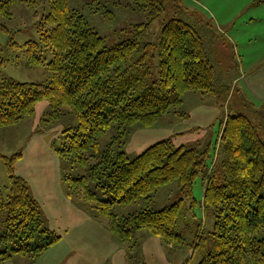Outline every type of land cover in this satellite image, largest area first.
Instances as JSON below:
<instances>
[{
  "label": "trees",
  "instance_id": "16d2710c",
  "mask_svg": "<svg viewBox=\"0 0 264 264\" xmlns=\"http://www.w3.org/2000/svg\"><path fill=\"white\" fill-rule=\"evenodd\" d=\"M17 1L35 3V0H4L0 10L6 11ZM164 2L103 0L101 5L145 12L146 22L140 25L143 31L165 10ZM107 13L113 17L112 12ZM25 45L29 66L43 65L42 52L48 49L51 59L46 67L50 81L47 84L2 81L0 129L31 116L37 103L47 100L50 106L47 123L77 121L70 128L68 144L56 149L57 155L71 165L86 166L88 158L98 151V138L114 128L113 142L90 168V180L66 178L67 197H83L95 203L94 209L108 222L109 233L122 243L132 242V230L146 229L167 245H182L183 238L174 231L178 203L123 219L112 213V207L140 200L150 202L156 190L173 180L190 194L198 173L204 172L205 153L175 148L171 140L148 147L133 160H128L123 152L114 154V150L123 144L129 127L153 126L171 108L181 105L183 94L215 92L216 72L197 27L181 19L169 20L162 27L157 44L146 45V49L158 52L157 82L151 87L147 85L135 97L119 93L106 111L104 105L109 102L104 98L120 76L122 64L133 59L138 40H124L105 48L102 38L77 10L69 7L67 0H49V11L42 18L38 40ZM113 73H116L114 77ZM220 141L223 157L221 160L217 157L209 174H204L207 181L203 207L214 211L212 243L203 250L198 264H264V237H258L264 233V140L245 115L231 113L223 124ZM20 155L2 157L8 186L4 192L0 191V216L4 225L0 233V247H4L0 251V264L15 260L14 257L33 262L59 240L47 230H40V214L28 194V184L14 176L13 165ZM95 189L110 199L99 200ZM36 235L38 243L28 244Z\"/></svg>",
  "mask_w": 264,
  "mask_h": 264
},
{
  "label": "rangeland",
  "instance_id": "374dc122",
  "mask_svg": "<svg viewBox=\"0 0 264 264\" xmlns=\"http://www.w3.org/2000/svg\"><path fill=\"white\" fill-rule=\"evenodd\" d=\"M101 2L103 0H67L69 7L77 10L102 38L105 48L124 40L136 39L139 42L133 59L122 64L120 76L104 98L109 102L104 105L105 111L119 93L135 97L147 85L151 87L157 82L158 52L146 49V45L157 44L162 27L171 19H181L197 27L214 66V93L183 94L181 105L171 108L153 126L129 127L123 144L114 150V154L123 152L128 160H133L148 147L171 140L175 148L205 153L204 172L198 173L190 194L180 188L177 180H173L156 190L150 202L140 200L127 206L114 204L112 207V213L123 219L144 210L159 211L178 203L174 231L183 238V243L174 247L167 245L146 229L132 230V242L122 243L109 233L108 222L94 209L95 203H89L83 197H67L66 178L86 177L90 180V168L113 142L116 132L111 128L98 138V151L88 158L86 166L71 165L59 158L56 149L68 144L70 128L75 127L77 121L47 123L50 106L47 100H43L37 103L31 116L0 129V191L4 192L8 186L2 157L21 154L13 165L14 176L28 184V194L37 204L40 214V230H47L59 240L33 262H28L25 257H14L15 260L4 264H198L203 250L209 249L212 243L214 211L203 207L207 181L204 174H209L217 157L222 159L220 133L223 124L237 104L241 105L240 86H235L233 79L243 71L240 69L239 52L234 50L226 33L231 31L237 37L243 36L240 48L249 46L253 51L264 44V0H165V10L143 31L140 25L146 22L145 12L105 8ZM3 3L4 0H0V6ZM48 11L49 0H35V3L17 1L6 11L0 10V83L13 80L47 84L50 81L46 67L51 59L48 49L42 52L43 65L29 66L25 55V43L38 40L42 18ZM108 11L113 13L112 18ZM232 24L234 28L230 30ZM256 28L259 35L255 33ZM244 66H248L245 60ZM115 75L113 73L112 77ZM239 109L247 116L245 107ZM95 193L101 201L110 199L97 189ZM3 230V217L0 216V233ZM258 237H264V233ZM38 241L36 235L28 244L34 246ZM2 250L4 247H0Z\"/></svg>",
  "mask_w": 264,
  "mask_h": 264
},
{
  "label": "crops",
  "instance_id": "0c3cea01",
  "mask_svg": "<svg viewBox=\"0 0 264 264\" xmlns=\"http://www.w3.org/2000/svg\"><path fill=\"white\" fill-rule=\"evenodd\" d=\"M234 28L233 24L230 26V30ZM228 29V30H229ZM259 29L256 28L255 33L259 35ZM243 34V31H240ZM230 43L233 44L234 50L239 52L241 70L243 73L233 79L235 86H240L241 92V105L237 104V107L232 111L234 114H243L239 112V107H245L247 118L258 128L259 136L264 140V44L255 47L253 51L249 46H242L240 48V41L243 40V36L237 37V34H232L231 31L226 33ZM246 41L248 37L244 38ZM244 60L248 66H244ZM236 89V87H235ZM234 89V91H235ZM263 136V137H262Z\"/></svg>",
  "mask_w": 264,
  "mask_h": 264
}]
</instances>
